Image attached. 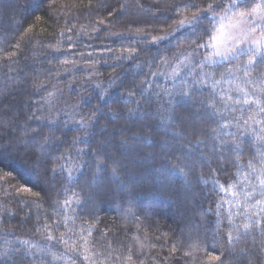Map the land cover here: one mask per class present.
Returning <instances> with one entry per match:
<instances>
[{"label":"trees","instance_id":"trees-1","mask_svg":"<svg viewBox=\"0 0 264 264\" xmlns=\"http://www.w3.org/2000/svg\"><path fill=\"white\" fill-rule=\"evenodd\" d=\"M186 2L0 0V137L42 132L31 144L50 159L41 183L22 152L0 155V251L27 240L51 252L45 264H264V213L247 234L216 226L220 187L238 172L228 148L237 137L257 143L264 113L244 100L264 106V67L245 77L243 51L195 62L173 81L165 74L188 51L209 56L212 36L248 0L159 41L211 0H196L197 10ZM76 65L85 72L75 76L97 82L72 95L80 125L55 118L50 99Z\"/></svg>","mask_w":264,"mask_h":264},{"label":"rangeland","instance_id":"rangeland-1","mask_svg":"<svg viewBox=\"0 0 264 264\" xmlns=\"http://www.w3.org/2000/svg\"><path fill=\"white\" fill-rule=\"evenodd\" d=\"M182 20L187 27L188 22L193 19ZM180 22L162 36H158L159 41L163 40L160 39L161 37L165 39L177 30H180ZM254 23L256 25L255 32L252 31ZM262 32H264V21H261L258 17L241 18L236 16L231 18L223 23L212 36L208 47L209 56H201L194 50L188 51L181 56L174 66L167 68L165 74L173 81L184 75L195 62H206L209 57L213 58L214 61H224L243 51H250L253 46V39H260ZM217 52L221 55L217 56ZM82 71L85 72L84 67L73 66V68L68 69L65 73L63 72L62 79L58 80V78L54 83L55 85L53 84L54 86L52 85V88H50V99L55 118L58 115H71L72 121L80 125L81 122L77 118L78 98L72 99V95L74 92L80 91L90 84H92L90 87L97 84L93 78V74L92 77L88 74L83 78L75 76L76 73ZM240 165L241 167H238L236 179L220 187L221 196L218 203L219 207L217 206V213L219 215H217L218 222L216 221V226L218 223L224 222L226 230L236 234L244 233L243 224H250V222L258 220L259 216L264 213V198L261 196L262 190L259 187V179H262L261 173L256 167L253 170L249 169L247 165ZM250 175L258 177V179H251L249 178ZM96 202H92V204L97 208L98 204ZM183 226L182 231L185 236L193 235L194 231L189 227L188 220ZM235 229H239V231H235ZM215 240L217 241L218 237Z\"/></svg>","mask_w":264,"mask_h":264},{"label":"snow or ice","instance_id":"snow-or-ice-1","mask_svg":"<svg viewBox=\"0 0 264 264\" xmlns=\"http://www.w3.org/2000/svg\"><path fill=\"white\" fill-rule=\"evenodd\" d=\"M238 0H211V2L207 3V7L205 8L204 12L200 15H197L193 18V20L188 22L187 26L196 28V25L200 21V16L205 15L208 13H216V12H223L227 14L229 9L236 10ZM184 9L188 10H197L198 6L196 0H187L185 5L183 6ZM243 10H238L237 15L241 18L243 17H258L261 21H264V0H248V2L242 5ZM103 23V21H101ZM180 28L186 27L185 22L182 20L179 25ZM200 31L207 32V27L204 25L200 26ZM252 31H256V25L253 24ZM160 39H164L161 37ZM155 43V41H154ZM253 46L252 49L244 53L247 56V60L243 66L244 76L248 77L251 76L253 71H259L261 67H264V32L261 33L260 39H253L252 42ZM217 56L221 54L219 52L216 53ZM67 63V61H65ZM229 74H231V69H228ZM251 84H256L257 80L249 81ZM262 95H264V72L261 73V85L256 89ZM184 96H188L189 93L187 91L181 93ZM239 103V101H236ZM244 103L249 106L251 109L252 104H256V112L264 113V106H261L258 101H249L247 99L244 100ZM117 109H119V105H115ZM248 119H254L253 117H249ZM245 124L248 123V120L244 121ZM264 124V119H261L256 124V136L255 139L257 143L255 145H242L239 142V138L233 141L228 151L233 152L235 154L234 160L232 161L233 166L241 167L239 161L243 157L245 153L252 156V160L247 162V167L249 169L255 170V164L253 161H257V163H262L264 166V127L261 125ZM4 122L0 121V130L4 128ZM84 127L83 124H81ZM42 132H36L33 136L29 138L28 142H25L21 137L14 136L8 137L7 142L5 137H0V155L5 152L12 151L14 148L17 152L23 153V158L27 161L31 170L36 174L38 179L41 183H44L48 180V171L50 165V159H46L40 154H38L35 145L31 144V141H35L38 138L42 137ZM103 155V153H101ZM113 164L116 161H112ZM99 164L104 165L105 162L103 160L99 161ZM106 166V165H105ZM63 167V166H62ZM181 174H183V168L180 169ZM113 172H115V168H113ZM71 174L69 173V178ZM251 179H258V177L251 176ZM259 187L262 190V194H264V179H259ZM219 207V206H218ZM89 214H91V210H89ZM219 215V213H217ZM257 227L260 224L259 220L252 222ZM244 233L247 234L251 230V225L248 223L243 224ZM235 231H239V229H235ZM264 231V229H262ZM51 240V236L48 237ZM264 251V249H262ZM51 256V252L48 251L46 248L38 247L35 244H30L27 240H21L18 242V245H11L7 246V242L5 243V247L3 251H0V261L4 262V264H45V260L47 257ZM55 258V257H53ZM85 259H88L85 256ZM212 259H220L219 257H212Z\"/></svg>","mask_w":264,"mask_h":264}]
</instances>
